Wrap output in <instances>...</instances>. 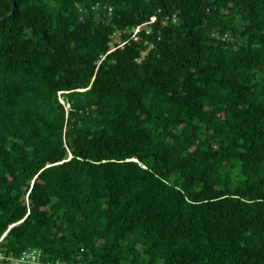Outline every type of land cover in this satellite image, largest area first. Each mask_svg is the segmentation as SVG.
<instances>
[{"label":"trees","instance_id":"obj_1","mask_svg":"<svg viewBox=\"0 0 264 264\" xmlns=\"http://www.w3.org/2000/svg\"><path fill=\"white\" fill-rule=\"evenodd\" d=\"M33 248L264 264V0H0V250Z\"/></svg>","mask_w":264,"mask_h":264},{"label":"built area","instance_id":"obj_2","mask_svg":"<svg viewBox=\"0 0 264 264\" xmlns=\"http://www.w3.org/2000/svg\"><path fill=\"white\" fill-rule=\"evenodd\" d=\"M111 12V9H110ZM173 21H176V16H173ZM120 33L115 34L114 40L116 41L119 39ZM113 44V42H112ZM76 264L70 262H61L57 260L56 262L46 260L44 254L41 249L33 248L25 250L21 253L20 256H6V254L0 250V264Z\"/></svg>","mask_w":264,"mask_h":264},{"label":"rangeland","instance_id":"obj_3","mask_svg":"<svg viewBox=\"0 0 264 264\" xmlns=\"http://www.w3.org/2000/svg\"><path fill=\"white\" fill-rule=\"evenodd\" d=\"M16 264H20V263H16Z\"/></svg>","mask_w":264,"mask_h":264},{"label":"snow or ice","instance_id":"obj_4","mask_svg":"<svg viewBox=\"0 0 264 264\" xmlns=\"http://www.w3.org/2000/svg\"><path fill=\"white\" fill-rule=\"evenodd\" d=\"M153 19H154V17H153Z\"/></svg>","mask_w":264,"mask_h":264}]
</instances>
